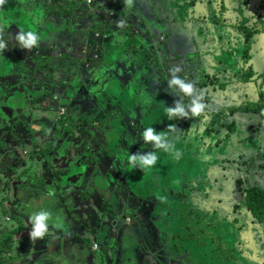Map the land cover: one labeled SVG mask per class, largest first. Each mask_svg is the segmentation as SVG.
Returning a JSON list of instances; mask_svg holds the SVG:
<instances>
[{
    "label": "flooded vegetation",
    "instance_id": "1",
    "mask_svg": "<svg viewBox=\"0 0 264 264\" xmlns=\"http://www.w3.org/2000/svg\"><path fill=\"white\" fill-rule=\"evenodd\" d=\"M102 4L106 7L110 5L106 1ZM169 4L166 16L171 19L170 27H164L162 33L149 37L150 49H155L158 54L151 53L153 56L148 66L149 71L154 74V78L149 80V84L155 90L151 98L170 100L168 92L173 91L168 87V81L171 79L170 70L173 67H179L181 71L176 75L184 79L180 59L185 57L188 64L184 65V68L189 71V77L193 78V81L189 80V82L200 90L206 91L210 88L219 96L221 105H211L212 111H205L209 114V118L202 132L199 128L203 124L201 119L203 114L197 118L189 116L169 120L167 112L164 111V123L158 132L167 133L170 142L175 148L181 150L182 156L179 160H174L171 155L161 150L157 165L146 171V174L161 173V177L165 174V169H170L167 170V177L181 178L182 175L185 176L186 169L187 171L196 169L198 160L193 157L201 147V145L198 146L200 141L204 140L207 147L215 148L221 146L219 143L223 142L228 152L218 155L224 158L229 169L223 176L224 180L221 178L224 186H220L217 190L218 195L213 200L212 211L210 214L205 213L190 202H186L178 210L179 226L172 237L179 243L177 249L190 247V251L196 252L195 254L199 257L203 256L200 251L202 247L195 250L194 244L209 245L211 253L207 254L208 260H205V263L201 261L204 259L197 260L202 264H264V115H262L264 113V0H195L191 3L185 1L183 4L182 2ZM191 7L195 9L194 14L190 12ZM102 10L107 12L103 8ZM195 14L204 15L195 18ZM204 22H206L205 31H198V24ZM157 26L158 24L151 26L152 32L154 29L155 31L161 29L156 28ZM173 32L174 35H172ZM182 32L184 35L181 34ZM164 45L167 48H164ZM173 45L179 47L176 46L174 49ZM159 49H162L164 53L163 61H160ZM15 51L22 57L13 54ZM22 53L18 49L12 50V57L16 58L14 62H10L7 56L0 57L4 65H9L10 62L13 63V67H17L18 61L23 60ZM200 57L208 60V68L212 71L207 77L201 71L200 77L196 79L195 74L200 67ZM158 62H161V65H158ZM134 73L136 84L144 88L146 67L141 60ZM0 90L4 92L1 87ZM52 96L51 105L55 108H63L62 113L55 118L66 123L64 137L70 143L86 137L87 127L91 122L89 118L93 117L92 110L96 109L95 105L88 100L83 113L77 114L79 108L76 111V116L80 120L76 122L78 125L73 124L79 133L75 136L72 132L73 127L71 129L69 126L74 120V115L57 95ZM180 97L178 95L174 101L181 100ZM183 103L189 104L190 99L183 97ZM95 113L99 117L97 121L108 114L102 109H98ZM2 114H4L3 110ZM66 115L68 119H64ZM112 115L115 116V112ZM193 124L194 128H192ZM168 125H175L176 130L169 132ZM213 132L216 135L214 139L210 138ZM53 133L52 131L50 134ZM220 133L223 134V140ZM42 144L37 147L39 150L37 155L46 146V141L44 140ZM22 150L19 155L21 159L27 155H23ZM30 150L32 149L29 148ZM170 160L171 163H166ZM120 178H122L121 175L118 176V179ZM143 179L142 176V181ZM116 189L111 187L105 190V195H97L98 199L94 197L99 202L95 201V206L89 211L91 220H86V227L88 225L89 227L84 226L88 230V236L98 235L93 238L95 242L90 243L91 247L95 244V249L89 246L90 255L94 260L92 264H151L148 262L151 258L150 254L142 246L145 244V238L139 237L136 233L129 235L130 237L127 234L132 224L137 222L141 225L145 222L136 217L137 211L144 210L145 217L148 216L151 195L145 191L137 192L133 195L135 196L133 202L128 203L129 209L119 208L115 211L112 207L117 202L120 203V207H123L117 194L118 188ZM163 192H165L164 189L162 194ZM181 197L182 195L177 193L170 199L179 203ZM187 203L200 212L206 225L204 230L196 234H194L195 227L193 228L192 225L190 229L189 226L187 227L186 223L189 224L190 217L188 216L187 219L185 215L180 214V210L185 208ZM11 211L12 213L10 209L3 211L5 223L3 226L0 225L3 233L6 229L5 225L17 216L16 211L13 209ZM96 213L100 214V220H104L99 222L95 219ZM128 215L129 217H126ZM112 218L120 221L119 223L113 221L116 227H111L112 221L110 223L109 220ZM202 235L205 236L202 237ZM109 244H114L116 249L114 254L108 253L106 261L103 257ZM232 254L237 257L233 258ZM215 256L218 258L217 262H215ZM225 256L228 258H224ZM0 264H2L1 261Z\"/></svg>",
    "mask_w": 264,
    "mask_h": 264
},
{
    "label": "water",
    "instance_id": "2",
    "mask_svg": "<svg viewBox=\"0 0 264 264\" xmlns=\"http://www.w3.org/2000/svg\"><path fill=\"white\" fill-rule=\"evenodd\" d=\"M104 1L111 6H104L102 4ZM104 1L101 2V8L116 16L112 18L115 21H123V25L118 28L122 34L130 37L128 48H125L126 44L123 47L111 46L107 42L104 34L112 38L116 36L115 32L118 29L114 31L113 28L106 27L108 20H105V14L96 15L97 18L93 19L86 28L87 34L84 41L86 45L83 43L85 50H82L81 54L76 57L66 55L64 60L61 58L65 53L60 55V52L50 47L52 41L49 38L58 34V39L53 41L54 45L58 46L66 44L69 37H72L73 42H79V37L76 33L68 37L63 36L66 30L72 27L70 25L72 23H67V16L58 18L57 15L65 13L73 17L72 22L75 21L86 9L85 0L70 2L66 0H6V3L0 7V41L5 40L9 42V45L13 42V46L16 45L15 49H18V41L15 37L19 33L35 30L40 36L37 46L33 47L38 49L39 53L41 52L39 65L40 62L44 63L49 60L47 68L41 70L43 76L48 75L49 81L43 88L44 91L39 94L35 93L40 89L34 82L29 86V92L28 87H24L21 83L23 80H31L33 76V70L24 60L23 69L12 74L11 70L8 73L4 72L3 69L7 70V68L0 57V87L4 91L0 90V108L3 111L9 108L17 110V115L8 118L2 116L4 114L0 111V131L2 134L8 133L4 146L6 150L0 152V174L3 177L0 178V194L2 191L7 193L5 199H1L0 195V210L11 206L10 209L16 211L17 216H25L24 211L26 213L27 209L32 215L36 212L30 204L32 200L39 198L42 202H46L48 197H54L56 200L54 205L59 206L64 213L62 218L69 217L79 223L84 220L80 217V210H75V208L88 204L92 206V209L95 201L99 202L94 199L96 194H102L111 187L115 190L125 188L131 190L132 194L131 186L137 182L136 176L148 171L140 170L138 164L134 168L129 166L130 162L127 159L129 149L133 151L132 155L138 156H144L153 151L158 156V160L160 159L162 149H155L150 142L144 143L142 133L148 127L154 128L156 132V129L164 123V111L166 112L167 107H173L175 101L164 98L152 99L151 94L142 88L143 86L136 84L134 71L137 70L140 60L146 65L145 67H148L153 56L151 53L157 54L156 50H151L146 42H149L150 35L162 33L164 27H170L171 19L166 16L169 3L182 2L183 4L185 1L191 3L195 0H132L133 5L130 8L124 3L125 0ZM194 10L190 8L191 14L195 13ZM90 14L91 11L87 13V15ZM203 15L195 14V18ZM22 19H25V25ZM154 24H158L156 28L161 29L156 31L154 29L152 32L151 26ZM111 30L113 32H109ZM64 47L67 49L69 46ZM115 48H118V51H115ZM18 50L20 51V48ZM132 60L135 61L136 66L134 71L129 70L130 66L127 62ZM157 64L161 65V62ZM46 91H48V98L53 97L52 94L57 95L71 110L74 115V120L70 123L71 129L73 124L78 125L76 122L80 120L73 109L77 111L79 108L77 114L83 113L88 100L95 105L96 109L92 110L93 117L89 118L91 122L88 124L86 134L90 140L93 139L95 142L97 153L87 148L81 153L71 154L72 147L76 146L73 145L75 142L70 143L64 137L63 132H55L52 129L53 124L45 121L47 112L44 110H56L57 108L50 103H45L42 107V99L47 98ZM18 97L19 100H17ZM157 101H159L158 104ZM42 108H44L43 112ZM98 109H102L104 113L108 112L99 121L95 113ZM114 112L117 117L116 121L115 116L112 115ZM1 117L5 119V123L1 121ZM43 131L46 132L43 141H46V146L51 147V150L47 153L42 152L44 158L34 159L33 154V160L21 159L18 151L22 145L40 143L38 135ZM52 131L54 133L51 135ZM72 132L75 136L79 135L74 127ZM127 132L131 134L133 140L123 138ZM1 138L3 135L0 134ZM58 155L64 161L63 164L58 165V160H53ZM115 158L122 159L124 163L123 174L120 173L122 178L119 179L121 180L119 187L109 183L107 175H104V171L111 172L108 161L111 162ZM52 160L56 163L55 167L52 166ZM32 161H37L41 167L38 169ZM14 162L19 164L13 166ZM118 166L122 170L121 165ZM124 172L130 173V176H126ZM32 188L40 192L38 196H34ZM49 193H54V195L50 196ZM27 214L26 216H30ZM94 218L99 222L104 220H100L99 213H96ZM79 227L80 225L77 224L74 228H68L73 230L71 234L74 236L77 234L80 237V231L76 230ZM161 240L164 241L163 246H165L166 236ZM178 244V242L172 243L170 250L165 247L159 255L160 259L168 258L170 264H202L194 259L182 260L181 250L177 249ZM36 246L37 244L32 247V250ZM185 250L190 251V247H186ZM56 262L59 261L56 260Z\"/></svg>",
    "mask_w": 264,
    "mask_h": 264
},
{
    "label": "rangeland",
    "instance_id": "3",
    "mask_svg": "<svg viewBox=\"0 0 264 264\" xmlns=\"http://www.w3.org/2000/svg\"><path fill=\"white\" fill-rule=\"evenodd\" d=\"M103 1L104 0H85V3L87 4V6H86L85 11L81 12V15L86 14L89 11H91L92 15L95 17L97 13H102L100 8L102 6L101 2H103ZM97 3H99V4H97ZM124 7L126 8V6H124ZM106 13H109V12H106ZM98 15H100V14H98ZM22 21L24 22L25 19H22ZM197 21L199 22L200 20H197ZM25 24H26V22H24V25ZM205 24H206V22H204L203 24L202 23L198 24L197 30L198 31H205V28H204ZM70 34H71L70 31L69 32L66 31L63 36L68 37ZM181 34L184 35L183 32ZM172 35H174V32L172 33ZM55 39L56 40L58 39V34L56 36H52V40L56 41ZM177 39H179V38H177ZM179 42H180V40H179ZM146 43L149 44L148 41ZM179 44L180 43H178V45ZM178 45H176V46L179 47ZM46 49H48V48H46ZM12 50H13V48H11V46H9V47L6 46V48L3 51H0V55L7 56L8 59L10 60V62H14L16 58L13 59ZM36 50H38V49L32 48L31 50H28V53H26V52L22 53L23 60L26 63H29L27 66H30L31 69L33 70V76L30 78L31 80H23V81H21V83L24 84V87H28V92H29V89H30L29 86H31V84L34 82L38 86V88L40 89V90L36 91L35 93L41 94L44 91L43 88H45V85H47L46 83H48V81H49V77H48V75L43 76L41 74V71L39 69L40 59L39 58H37V59L33 58L34 56H36V54H34V52ZM158 52H159V54H161L160 60L163 61L164 60L163 59L164 53H163L162 49H159ZM13 54H16L17 57H19V56L22 57L21 54L17 53L16 51L13 52ZM201 55H203V53H201ZM199 56H200V54H199ZM23 60L18 61L17 67L16 66L13 67V63L9 62V65H5L7 70L4 68L3 69L4 72L8 73L11 70V72L13 74L17 70L20 71L21 69H23V65H25ZM30 60L32 62H29ZM199 60H200V67L198 68L197 73L195 74L196 79L200 77L201 71L204 74V76H206V77L209 76L211 71H212L210 68H208L209 67L208 60L205 57H203V58L200 57ZM187 64L188 63L186 62L185 57H182L180 59V65L182 68V72L184 73L183 76H185V78L184 79L182 78V79L185 80L186 82L187 81L189 82V80L193 81L192 80L193 78H192V76L189 77V75H190L189 71L185 70V68H184V65H187ZM35 74H36V78H35ZM148 93L150 94V92H148ZM47 94H48V91H46L47 98L45 97L46 99H42L43 100L42 107L44 106L45 103L51 104V98L52 97L48 98ZM168 95H169L170 101H173L174 99L178 98L179 94H177L174 91H170V92H168ZM180 99H182V98L180 97ZM17 100H19V97L17 98ZM10 101H11V99H10ZM203 102L208 105V107L206 108L205 111H212L211 105H221L219 96L217 94H215L214 92H212V90L210 88L205 91V98H204ZM158 103H159V101H157V104ZM41 110L43 112L44 108H42ZM44 112H47V113H45L47 115L45 121H47L48 123L50 122V124H53L54 128H52V129L55 132H58V133L63 132L64 134H66V131L64 129L65 122L61 119L56 120L55 111L54 110H49V111L44 110ZM14 115H17L16 109L9 108V109L4 111V116L6 118L12 117ZM208 118H209L208 113H204L201 116L203 124L200 125V128H199L200 132H202V130L205 126V123H207ZM64 119H68V116L66 115V117ZM1 121L4 123L6 122L5 119L2 117H1ZM194 126L195 125L193 124L192 128H194ZM160 128L162 129L161 125L156 129V132H158L160 130ZM56 129L58 131H56ZM0 134L3 135V138L0 139V152H3L6 150L5 149L6 147H4V146H5V140L8 139V137H7L8 133L2 134V132L0 131ZM219 135H220L221 139L223 140L224 139V137L222 136L223 134L220 133ZM85 136L86 137L79 138L78 140L76 139V141H74L75 143L73 145H76V146L72 147L71 154L81 153V152L85 151L87 148L92 150V152L98 151L97 146H96L95 142L93 141V139L90 142H86L85 140H90V138H88L87 135H85ZM215 136L216 135L213 132V134H212V136H210V138L214 139ZM123 138H125L126 140H130V138H131L133 140V137H131V134L129 132H127L123 136ZM210 138H209V141L211 140ZM8 143L11 144L10 142H8ZM219 144L221 146L216 147V148L215 147H207L206 141H204V140L202 142L200 141L198 143V146L201 145V147H200V149H198V152L193 157V158H196L198 160L196 169L194 168V169H191L189 171H187V169H186L185 176L182 175L181 178L167 177V172L165 173L166 176H164L162 174L161 178H158L159 190L156 191V194L160 195L162 193L163 189H165L167 191V193L164 196H158L155 198H153L151 196L152 200L149 201L150 208L148 207V213L149 214L147 217H145L146 215H145L144 210H138L137 211L136 217L139 218L140 220H144L145 222L142 223L141 225L137 224V222L135 224H132L130 226V228H128L129 230H128L127 234L129 236L133 233H136L139 237L145 238V240H144L145 244H143L142 246L150 254L151 258H149L150 259L148 261L149 263H151V264H170V261L168 260V258L163 257L162 259H160L161 256H159V255L161 252L164 251L165 247H167L170 250L172 243L176 242V240L173 239L172 235L175 233V231L177 230V228L179 226V222H178L179 218L177 216L178 210L186 202H190L193 206L199 208L200 210L204 211L205 213L210 214V212L212 211V209L214 207V205H213L214 201L213 200L218 195L217 190L220 186H224V182H222L224 180L223 176H225L228 173V169H229L224 158L221 155L220 156L218 155L220 153H227L228 148L224 146L223 142H220ZM202 147L205 149H203ZM207 149H208V151H207ZM128 151H129V153H127V157H128V155L133 154V151L131 149H129ZM37 152H36V155L34 154V159L44 158V153L41 152L37 155ZM18 153H20V149H19ZM54 155H56L55 152H54ZM53 156H51V157H53ZM223 156L225 157V155H223ZM32 158L30 159L28 157L27 159L33 160ZM53 160H55V161L58 160V163H57L58 165L64 163V161L61 159L60 155H58ZM53 160H52V166L55 167L56 163H54ZM32 162H34L38 166L37 167L38 169L41 167V164L39 165V163L37 161H32ZM166 163H168V164L171 163V160L169 162H166ZM12 164L14 166L15 164L18 165L19 163L14 162ZM108 164H110L111 172L109 173V172L104 171V175L105 176L107 175L109 183L116 184L119 187L121 180L118 179V176L120 175V173L123 172V168H124L123 167L124 166L123 160L120 158H115L111 162L108 161ZM118 165H121L122 170H121V168H119ZM172 169H174V168H172ZM166 170L169 171L170 169H165L164 172ZM146 173L147 172L140 173L136 177L140 178L143 176V178H144L145 175H143V174H146ZM124 174L126 176H130V173L124 172ZM0 178H3L1 174H0ZM121 187H122V185H121ZM133 187L131 188L133 190L132 194H131V190H128L125 188L124 189H118L117 194H119L120 201L123 203V207H120V203L117 202L112 207V210L118 211L119 208L129 209L130 206L128 203L133 202V200L135 199V196H133V195L137 192H141L142 190H146L147 184L146 183L144 184V180L140 184L137 181L136 186L133 185ZM177 193L179 195H182L179 203H175L174 201H172L170 199L173 196H175V194H177ZM0 195L2 197L1 199H3V198L5 199L7 196V193L5 194V192L2 191ZM97 195H99V194H96V196ZM96 196H95V198L98 199V197H96ZM55 201L56 200L54 197H48L46 199V202H42L39 198H37L35 200H32L30 204L32 205L33 209L36 211L34 213H37V212L42 211V210H46V211H49L52 213V216L54 219L59 217L62 224L65 225V227H62L63 230L67 229L68 231H71L72 229H70L68 227L74 228L77 224H79L80 227L77 228L76 230L77 231L79 230L81 235H80V237L77 234L74 236V239L76 242L74 247L76 249V253L80 257V259L83 260V262L85 264H92V262H94V260L90 255L89 246H90V243L93 241V238L95 236H98V235L88 236V230L86 228H88L89 225H88V227H86L87 223H86V220H84V219H83L84 221H81L78 223V222H74L69 217L62 218L64 213L62 212V210L59 206L54 205ZM84 207L86 209H91L92 206L86 204L85 206H81L80 208H78V207L75 208V210H80V213H81V210ZM103 207L105 208V203H103ZM10 208H11V206H9V208H3L0 210V225L1 226H3V224L5 223V217H4L3 211H8ZM10 212L12 213L11 209H10ZM86 214H87V220H91L90 214L89 213H86ZM109 215H110V213H109ZM126 217H129V215ZM128 219L129 218H127V220ZM110 221H112V223ZM113 221H116V220L113 218L111 220H109V222L111 223V227H113V226L116 227L115 223H113ZM116 222L119 223L120 221L118 220ZM50 226H51V224H50ZM52 228H51V231H52ZM56 231H58V230H56ZM97 231H98V229L95 232L97 233ZM164 232H166L165 235H164ZM127 234H125V235H127ZM164 236H166V238H167V244H165V246H163L164 241L161 240V238H164ZM124 237H126V236H124ZM194 245H195V250H196V248L200 249L199 247H202V249H200V251H202L201 254L203 256L199 257L195 254L196 252L193 253L194 251H186L184 248L181 250V253H182L180 255L181 259L185 260L186 258H188V259L199 260L201 258V259H204V260H201L202 263H205L204 261L208 260L207 254L210 255V253H211L209 245H201V246L200 245L197 246L196 244H194ZM94 247H95V244L91 248L95 249ZM24 248L26 249V246ZM115 249H116V246L114 244H109L107 251H106V254H104V259L106 261L108 259V253L111 252L112 254H114ZM95 253H96V251H95ZM170 253H171V251H170ZM149 254L147 256H149ZM51 256L55 257V254H52ZM170 256H172V255L170 254ZM48 264H57V262H56V260L52 259L50 262H48Z\"/></svg>",
    "mask_w": 264,
    "mask_h": 264
},
{
    "label": "crops",
    "instance_id": "4",
    "mask_svg": "<svg viewBox=\"0 0 264 264\" xmlns=\"http://www.w3.org/2000/svg\"><path fill=\"white\" fill-rule=\"evenodd\" d=\"M70 1H75V0H70ZM70 1L66 0V2H70ZM41 2L44 3V1H41ZM100 9L102 13H97L96 15L105 14L104 18L105 20H108V24L106 25V27L113 28L112 30L114 31L115 29H118L116 30L117 32H115L116 36H112V38H109L108 35L104 36L107 42L111 46L118 45V46L123 47L124 44H126L125 48H128V46L130 45L131 39L128 35H125L124 33L122 34L120 29L118 28V22L112 19V18H115L116 16H114L112 13H106L105 11L102 10V8ZM118 15H120V12H118ZM57 17L66 18L67 23H72L70 24L72 25V27L66 31L68 32L70 31L71 33L70 35H72L73 33H76L79 37V40H78L79 42L77 41L73 42L71 40L72 37L71 38L69 37L68 38L69 41L66 42V44L69 47H67L66 49L64 47V46H67L66 44H62V45L59 44L58 46H55L52 38H49V40L52 41L50 43V47L60 52L59 53L60 55L65 53V55L61 58V60H64L66 55L67 56L70 55L69 57H76L80 55L82 50L85 49L84 45H86V42H84L86 39V34H87L86 28L92 23L93 19L97 18V16L94 17L92 13L90 15H87L86 13V14L80 15L73 22H72L73 17H70L65 13L57 15ZM70 25L68 26V28L70 27ZM112 30L109 32H113ZM123 31L128 32L126 30H123ZM15 40H17L16 37H15ZM3 42L6 44L7 47L12 45L11 48L15 49L16 45L13 46V42L11 43V45H9V42L5 40ZM17 47L18 49L20 48V52L28 53V49L22 48L19 45V42H18ZM172 47H174L175 49L176 45H173ZM164 48H167V46L164 45ZM114 50L118 51V48H115ZM40 53L38 52V50H36L35 51L36 57L34 58L36 59L39 58ZM29 62H32V61L30 60ZM127 62L129 63V66H130L129 70L134 71V69H136L135 61L132 60L131 62L129 61ZM152 78H154V74H152L149 71L148 67H146V74L144 76V80H145L144 83L146 85H144V89L150 92L151 95L155 93L154 87L153 86L151 87V85L149 84V80ZM73 112L76 114L75 109H73ZM45 133L46 132L43 131L42 133L38 135V140L40 143L33 142L32 144L24 146L25 149L29 151V148L33 150V149H37L38 146L43 145L42 143H43ZM33 152L34 153H30V154L26 153L27 155L25 154L23 155H25L24 157L26 159L28 157L32 158L33 154L36 155L37 150H34ZM105 192L106 191H104L102 194H99V195H105ZM32 193L34 194V196H38L40 192L36 188H32ZM85 209L86 208L84 207L81 210L80 217L84 220H87L86 213H89V210L88 209L85 210ZM26 213H28L27 215H30L28 209L26 210ZM26 213L24 211L25 216H18V217L15 216L14 217L15 219H13L10 222L8 221L9 223L5 225L6 232L3 233V231L0 230V247L2 248V252L0 254V261L2 264H48V262H50L52 259L59 261L60 264H84L83 260H81L78 254L76 253V249L74 247L76 242L74 239V235L71 234L72 231H68L67 229L63 230L62 228L56 229V228H52L51 226H49L50 227L49 235H46L43 240H36V242H32L29 237V232L31 230V224L28 223L29 216H26ZM63 227H65V225H63ZM51 228H52V231H51ZM94 242L95 241H93V243ZM35 244H37V246L32 250V247H34ZM25 246H26V249L24 248ZM52 254H55V257H52L51 256ZM124 261H126V258H124Z\"/></svg>",
    "mask_w": 264,
    "mask_h": 264
},
{
    "label": "clouds",
    "instance_id": "5",
    "mask_svg": "<svg viewBox=\"0 0 264 264\" xmlns=\"http://www.w3.org/2000/svg\"><path fill=\"white\" fill-rule=\"evenodd\" d=\"M6 3V0H0V7ZM127 7H131L132 0H125ZM123 21L118 22V26H122ZM19 45L24 48L31 50L33 47L37 46L40 41V36H38L35 30L27 31L26 33H19L16 37ZM6 48V44L0 41V51ZM181 71L179 67H173L170 70L171 79L168 81V87L174 92L179 94L182 99L174 102L173 107H168L166 109L167 118L171 119H182L187 117L197 118L205 113L208 105L204 103L205 91L197 89L192 82H186L182 78L176 75L177 72ZM183 97H188L190 103L185 105L183 103ZM264 115V113H262ZM169 132L175 131V125H168ZM142 138L144 143H151L155 149H162L164 152L168 153L173 157L174 160H179L182 156L181 150L175 148V146L170 142L169 136L165 132H155L152 127L146 128L142 133ZM130 167H135L137 164L140 170H149L157 162L158 156L155 152H150L144 156L138 155H128L127 157ZM49 195H54V193H49ZM28 223L31 224V230L29 232V237L32 242L36 240H43L46 235L50 234V224L53 228L59 229L63 227L62 222L59 217L53 218L52 213L46 210L33 213L28 217Z\"/></svg>",
    "mask_w": 264,
    "mask_h": 264
},
{
    "label": "trees",
    "instance_id": "6",
    "mask_svg": "<svg viewBox=\"0 0 264 264\" xmlns=\"http://www.w3.org/2000/svg\"><path fill=\"white\" fill-rule=\"evenodd\" d=\"M116 14L117 13H115V15ZM104 36H105V34H104ZM40 61H41V59H40ZM48 62H49V60H48ZM48 62H44V63L43 62H40V65H39L40 71L41 70H45L47 68ZM24 146H26V145H24ZM24 146L22 145V147L20 148V151L23 149L22 150V154H26L28 152H29V154L30 153H34L33 151L38 149L37 148V149H33V150H30V151H27ZM50 150H51V147H49V146H45L42 151H41V148H40V151L41 152H44V153H47ZM155 165H157V164H155ZM160 175L161 174H157V173H154V172H151L149 175L146 174L144 176V179L143 180H144V184L145 183L147 184V187H146V190H142L141 192L144 193V191H145L148 195H151L153 198L158 197V196H164L165 193H167V191L165 189H164L165 192H163V194L162 193L160 195H157L156 194V191L159 190V182H158L159 180H158V178H161ZM137 181L139 182V184L141 182H143L142 181V177L141 178H138ZM134 186H136V183H134ZM180 214L181 215H185L187 217V219H188V216L190 217L189 224H188V222L186 224H187V227L189 226V229H190L191 225H192L193 228L195 227L194 228V234H196V232L202 231V230H204L206 228V225L204 223V219L201 216L200 212H198L195 208H191L188 203L186 204L185 208H182L180 210ZM197 225H200V226L197 227ZM203 236H205V235H202V237ZM178 246L179 245H177V247ZM0 252H2V248L1 247H0ZM232 257L235 258L237 256L232 254ZM224 258H228V257L225 256ZM217 261H218V258L215 256V262H217Z\"/></svg>",
    "mask_w": 264,
    "mask_h": 264
},
{
    "label": "built area",
    "instance_id": "7",
    "mask_svg": "<svg viewBox=\"0 0 264 264\" xmlns=\"http://www.w3.org/2000/svg\"><path fill=\"white\" fill-rule=\"evenodd\" d=\"M63 111V108L62 107H57L56 110H55V114L56 116H59Z\"/></svg>",
    "mask_w": 264,
    "mask_h": 264
}]
</instances>
